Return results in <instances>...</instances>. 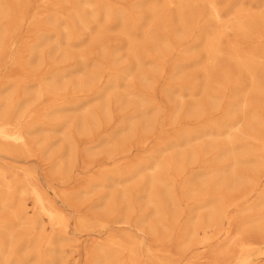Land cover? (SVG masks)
Instances as JSON below:
<instances>
[{
	"label": "bare ground",
	"instance_id": "1",
	"mask_svg": "<svg viewBox=\"0 0 264 264\" xmlns=\"http://www.w3.org/2000/svg\"><path fill=\"white\" fill-rule=\"evenodd\" d=\"M0 66L19 71L0 82V264H71L70 216L23 165L41 130L65 185L87 139L60 194L106 233L86 264L264 263V0H0ZM130 222L150 241L110 228Z\"/></svg>",
	"mask_w": 264,
	"mask_h": 264
},
{
	"label": "rangeland",
	"instance_id": "2",
	"mask_svg": "<svg viewBox=\"0 0 264 264\" xmlns=\"http://www.w3.org/2000/svg\"><path fill=\"white\" fill-rule=\"evenodd\" d=\"M119 37H113L112 40L118 41ZM10 72L11 74H14V77L19 73L16 69H12L10 66H0V82L2 75L5 73ZM198 75V74H197ZM200 76V75H198ZM166 76H164L162 79H159L158 87L161 88L162 85L166 81ZM157 100L160 102L161 105L167 106L166 98L162 95L160 90H157ZM48 102L47 99H44L40 105H45ZM38 102H35L34 105H36ZM68 115L71 114L70 112L67 113ZM78 116H83L84 114H78ZM41 116V115H40ZM119 121V120H118ZM115 126L111 125L106 130L111 131ZM61 134L60 132L55 131H48V130H41L38 133L34 134L32 136V139L34 141L33 147L35 150V155L30 158L22 159L23 165L27 168H30L35 171L36 177L40 184L43 186L45 190H47L49 193L55 192L56 195L53 196V193H51V196L53 197L55 204L66 210L67 214L70 216V225H69V236H71L70 240L67 241V245L65 246L66 252L63 253L65 256V260L69 263H73L76 261L77 264H86V254L88 251L91 250V247L94 246V244L98 242H102L106 238V233H98L97 231L87 234L81 232L78 223H77V214L75 210L68 206V204L62 199L60 194L66 193V191L74 192L75 189H77L78 181L83 180L84 177L87 175V170L84 167V151L83 146H85L86 138L82 137L79 139L81 150L78 155V164L75 166L71 173V179L66 183H61L57 175L54 174V170L51 163V157L50 153L53 151H58L60 147L62 146L60 140H61ZM49 144L47 152L46 150H43V147ZM50 148L52 151H50ZM42 152H46V154H43ZM99 160L102 162L105 159L104 155H100ZM0 162L2 163H14L15 160H13L11 157H8L7 155L0 154ZM96 170V169H95ZM94 170V171H95ZM98 195L94 194V191L89 193L86 196V199L90 198H96ZM82 198L79 197L75 202H82ZM95 200H90L87 202H84L80 209L82 210L81 214H91L96 213L100 211V208L93 206ZM27 203L31 206V201L28 200ZM80 206V205H79ZM30 214H32L31 208H29ZM41 223L45 225L46 232H49L50 226L46 223L45 218H40ZM131 223V222H130ZM132 222L129 224L124 223H112L110 225V228L115 231L118 234H127L131 233L133 235H137V237H142L145 239L146 242H149L151 239V236L149 234H144L143 232L139 231L136 226L133 225ZM27 228V224L25 222H22L18 225V232L21 233L24 229ZM18 238V237H17ZM264 264V263H261Z\"/></svg>",
	"mask_w": 264,
	"mask_h": 264
}]
</instances>
